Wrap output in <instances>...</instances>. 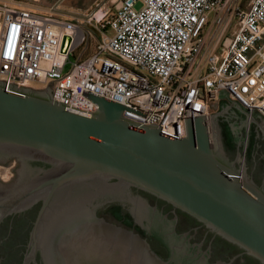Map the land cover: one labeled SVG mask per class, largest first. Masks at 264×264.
I'll return each instance as SVG.
<instances>
[{
    "label": "water",
    "instance_id": "1",
    "mask_svg": "<svg viewBox=\"0 0 264 264\" xmlns=\"http://www.w3.org/2000/svg\"><path fill=\"white\" fill-rule=\"evenodd\" d=\"M55 83L35 89L0 80V161L20 163L16 182L0 192V219L41 204L32 258L41 250L53 259L60 235L118 205L169 249L164 260L142 242L149 264H207L155 199L264 264V182L252 177L242 153L227 149L222 127L233 118L262 128L257 110L219 90V109L209 120L200 113L185 118L180 140L123 113L147 114L85 90L99 106L95 113L57 102ZM95 245L81 243L78 251L88 255Z\"/></svg>",
    "mask_w": 264,
    "mask_h": 264
},
{
    "label": "built area",
    "instance_id": "2",
    "mask_svg": "<svg viewBox=\"0 0 264 264\" xmlns=\"http://www.w3.org/2000/svg\"><path fill=\"white\" fill-rule=\"evenodd\" d=\"M39 1L0 0V80L35 89L56 82L57 102L95 113L85 90L180 140L185 118L209 120L219 90L264 117V0H117L96 20L91 52L82 22ZM212 36L218 44L207 52Z\"/></svg>",
    "mask_w": 264,
    "mask_h": 264
},
{
    "label": "flooded vegetation",
    "instance_id": "3",
    "mask_svg": "<svg viewBox=\"0 0 264 264\" xmlns=\"http://www.w3.org/2000/svg\"><path fill=\"white\" fill-rule=\"evenodd\" d=\"M222 127L227 149L242 153L252 177L263 183L264 126L248 128L242 119L225 118ZM19 170L16 159L0 161V192L16 182ZM152 202L170 217L176 231L195 246L207 264H261L189 215L164 202L155 199ZM40 209L38 204L0 219V264H149L142 242L160 258L167 260L170 256L169 249L146 229L145 222L135 218L127 208L108 205L98 211L95 222L79 224L60 235L53 259L47 261L41 250L32 258L31 236ZM92 241L96 242V251L88 255L78 251L81 243Z\"/></svg>",
    "mask_w": 264,
    "mask_h": 264
},
{
    "label": "rangeland",
    "instance_id": "4",
    "mask_svg": "<svg viewBox=\"0 0 264 264\" xmlns=\"http://www.w3.org/2000/svg\"><path fill=\"white\" fill-rule=\"evenodd\" d=\"M116 4L117 0H40L36 6L44 12L53 8L61 16L68 15L82 22L84 28L90 31L94 36L89 42L91 52L92 46H94L96 40L101 36V32L96 26V20L101 19L107 10H111L112 12ZM138 7H140V5H138ZM217 39L218 38L212 36L207 40V52L217 47ZM70 66L71 65H69L66 70H69ZM218 109L217 105L214 111Z\"/></svg>",
    "mask_w": 264,
    "mask_h": 264
},
{
    "label": "crops",
    "instance_id": "5",
    "mask_svg": "<svg viewBox=\"0 0 264 264\" xmlns=\"http://www.w3.org/2000/svg\"><path fill=\"white\" fill-rule=\"evenodd\" d=\"M220 102H218V105H219ZM214 112V111H213Z\"/></svg>",
    "mask_w": 264,
    "mask_h": 264
}]
</instances>
